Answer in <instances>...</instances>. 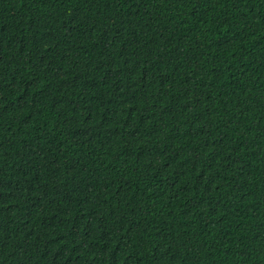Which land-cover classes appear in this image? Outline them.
Returning a JSON list of instances; mask_svg holds the SVG:
<instances>
[{
    "label": "trees",
    "instance_id": "16d2710c",
    "mask_svg": "<svg viewBox=\"0 0 264 264\" xmlns=\"http://www.w3.org/2000/svg\"><path fill=\"white\" fill-rule=\"evenodd\" d=\"M0 264H264V0H0Z\"/></svg>",
    "mask_w": 264,
    "mask_h": 264
}]
</instances>
